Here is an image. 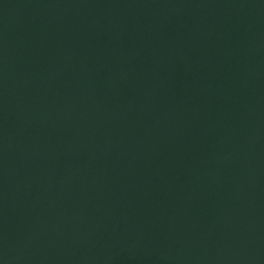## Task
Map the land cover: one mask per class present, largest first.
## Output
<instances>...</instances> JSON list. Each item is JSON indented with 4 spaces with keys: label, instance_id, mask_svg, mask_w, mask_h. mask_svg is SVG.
I'll return each mask as SVG.
<instances>
[{
    "label": "water",
    "instance_id": "obj_1",
    "mask_svg": "<svg viewBox=\"0 0 264 264\" xmlns=\"http://www.w3.org/2000/svg\"><path fill=\"white\" fill-rule=\"evenodd\" d=\"M0 264H264V0H0Z\"/></svg>",
    "mask_w": 264,
    "mask_h": 264
}]
</instances>
